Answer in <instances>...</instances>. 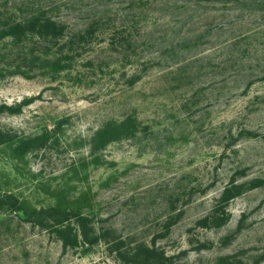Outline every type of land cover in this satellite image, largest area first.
<instances>
[{"label":"rangeland","instance_id":"rangeland-1","mask_svg":"<svg viewBox=\"0 0 264 264\" xmlns=\"http://www.w3.org/2000/svg\"><path fill=\"white\" fill-rule=\"evenodd\" d=\"M146 248L264 264V0H0V264Z\"/></svg>","mask_w":264,"mask_h":264},{"label":"trees","instance_id":"trees-1","mask_svg":"<svg viewBox=\"0 0 264 264\" xmlns=\"http://www.w3.org/2000/svg\"><path fill=\"white\" fill-rule=\"evenodd\" d=\"M32 25L33 26H36V23L33 22ZM15 26L19 27V29L22 28V25L21 24L15 25ZM41 27H42V25H41ZM237 190H238V186L236 184H232L230 187H227L224 190V193H223V200L225 202H229L232 199H234L235 197H237L239 195V192ZM85 239H86V241H89L90 240L88 237H85ZM143 254H145L147 256V261H146L147 264H149V262H151V261L154 260L153 257H155V256L156 257H159L160 256V254H158L157 251H155L154 249H150V248L143 249L142 250V253H140L139 256L141 257V256H143Z\"/></svg>","mask_w":264,"mask_h":264}]
</instances>
